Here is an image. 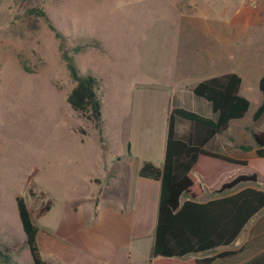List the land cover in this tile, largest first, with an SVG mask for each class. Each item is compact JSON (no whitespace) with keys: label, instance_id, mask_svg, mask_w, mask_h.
<instances>
[{"label":"rangeland","instance_id":"1","mask_svg":"<svg viewBox=\"0 0 264 264\" xmlns=\"http://www.w3.org/2000/svg\"><path fill=\"white\" fill-rule=\"evenodd\" d=\"M38 12L64 36L79 73L99 81V128L67 103L74 83L59 40ZM194 22L210 25L218 46L221 38L228 43L223 65L249 80L251 107L237 123L252 159L251 132L264 129V113L252 120L264 74V0H0V252L10 257L9 262L0 257V264H32L23 245L17 196L36 208L52 201L50 211L36 221L47 238L71 204L88 211L111 159L122 157L127 178L143 161L161 163L173 61L210 54L209 35L201 25H189ZM179 101L188 109L202 102L192 94ZM187 129V122H178V133ZM255 165L251 160V168ZM35 170L31 197L27 177ZM104 195L105 202H118L112 188ZM64 226L68 233L74 224L65 220ZM153 234L152 228L146 238L131 242V253L146 257Z\"/></svg>","mask_w":264,"mask_h":264},{"label":"trees","instance_id":"2","mask_svg":"<svg viewBox=\"0 0 264 264\" xmlns=\"http://www.w3.org/2000/svg\"><path fill=\"white\" fill-rule=\"evenodd\" d=\"M38 13L59 40L61 59L74 83V87L67 95V103L72 110L99 128L102 124L101 101L97 92L99 81L93 76L79 73L72 55H69L65 47L64 36L43 12ZM240 85L241 78L235 73H230L201 81L193 86L191 89L193 95L210 104L216 120L183 108L172 109L167 117L162 167H157L151 161H143L139 167V177L160 183L154 240L150 259L145 264H211L215 257L193 259L189 256L231 245L247 222L264 207V191L253 187H246L233 195L206 203L195 201L203 195L202 183L209 182L208 159L248 165L245 160H235L204 148L213 136L223 134L231 121L244 118L249 111L250 101L240 95ZM258 89L261 101L252 115L254 122L264 113V74L259 79ZM181 121L188 123V129L180 134L177 131V124ZM251 135L255 145L264 148V130L253 131ZM244 149L250 150L248 147ZM255 164L252 169L259 170L260 164ZM262 173L264 175V170ZM35 174L36 170L27 177V192L31 197L34 196L32 188ZM256 176L255 171L238 176L224 183L215 194H227L242 183L253 186L256 183ZM15 203L25 236L23 245L28 249L32 264H48L43 259L38 245L40 229L36 221L50 211L52 201L47 200L36 208L29 206L22 196H17ZM232 254L234 253L225 251L219 253L218 257ZM0 257L7 262L10 261V257L1 252Z\"/></svg>","mask_w":264,"mask_h":264},{"label":"crops","instance_id":"3","mask_svg":"<svg viewBox=\"0 0 264 264\" xmlns=\"http://www.w3.org/2000/svg\"><path fill=\"white\" fill-rule=\"evenodd\" d=\"M189 25H201L199 29L209 35L207 48L210 54L207 58H196L194 56L189 59L181 57L174 59L173 75L166 81L167 85H170L171 90L166 98L165 113L168 117L172 109L183 108L215 121L216 115L213 114L208 102L194 96L201 99L202 102L195 104L194 108L189 107L191 109H188L185 103H180L179 97L185 99L188 94L193 95L192 87L201 81L234 73L227 69L226 64L223 65V62L227 63L229 59L228 55L225 58L223 55L225 49L228 51V43L226 42L224 45L221 38L220 46H218V42H214L211 36V26L207 25L206 22L198 24L194 22ZM180 30L181 28L178 29V31ZM217 49L220 50L217 51ZM212 50H214V55ZM241 63L240 60L236 62L238 67L242 65ZM219 66H221V69H218ZM223 66H225L224 69L222 68ZM235 74L238 75V73ZM238 76L240 77V75ZM240 78L239 93L243 97L250 99V92H248L247 87V81L249 80L244 79L243 81L242 77ZM253 80L256 84V79ZM239 120L231 121L228 129L221 135L213 136L205 144L204 148L209 152L235 160H245L248 165L242 166L204 158L212 163H207L209 182L207 184L202 183L204 192L200 198L195 200L198 203H206L213 199L233 195L246 187L264 191V175L262 173L264 170V148H258L255 145L256 148L252 149L254 156L252 159L247 157L244 148H251V146L243 142L244 128L240 126L239 122L237 123ZM126 144L130 147L129 141ZM164 147L165 141L162 159L159 160L161 163L154 162L157 167H162L163 165ZM125 158L130 160L131 156L126 155ZM251 160L260 164L259 170L251 168ZM122 161V157L118 156L111 159V169L105 171L102 178H98L99 181L95 185L97 187L96 193L98 194L96 197L91 198V202L89 200L91 206L86 213L81 210L80 206L73 207L74 204H71L69 213L63 214L61 226L57 231L48 234L47 238H44L42 233L38 234L37 240L40 252L48 264H145L149 261L154 234L146 257H140L139 253H131L130 248L131 242L146 238L147 233L152 228L155 231L160 183L152 179L139 177L138 171L134 176L127 178L124 171L120 168ZM254 171L257 174L255 185L246 186L242 183L227 194H215L224 183ZM198 178L200 179V177ZM108 188H112L114 192H117L118 202L116 204L105 202L104 193ZM122 192L126 194L123 199L120 197ZM65 220L70 222V225L74 224L71 232L63 231L65 230ZM248 227V234H244L245 229ZM225 251L233 252L234 254L218 257L219 253ZM207 257H215L211 264H264V207L247 222L231 245L189 256V258L193 259Z\"/></svg>","mask_w":264,"mask_h":264}]
</instances>
